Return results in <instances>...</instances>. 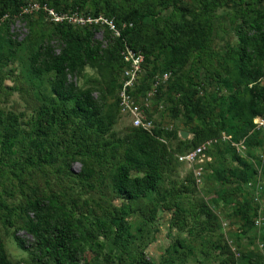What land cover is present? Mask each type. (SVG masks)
Wrapping results in <instances>:
<instances>
[{
  "label": "trees",
  "instance_id": "16d2710c",
  "mask_svg": "<svg viewBox=\"0 0 264 264\" xmlns=\"http://www.w3.org/2000/svg\"><path fill=\"white\" fill-rule=\"evenodd\" d=\"M32 1L57 12L102 14L112 17L118 26L122 23H131V26L123 28L119 37L103 28L107 42L102 46L103 41L94 37L99 26L53 22L44 10L38 12L40 20L52 28L46 36L38 38V45L34 44L28 50L27 71L38 85L40 78L47 79L50 95L44 94L40 98V89L37 91L39 103L27 128L21 126L16 114L0 109V177L10 176L13 187L23 195L22 201L9 203L7 197H14L12 185L10 189L1 182L0 216L3 224L9 226L11 216H17L22 220L20 228L31 235L28 244L14 235L18 247L27 252L28 264H82L87 247L100 257L92 264H112L114 256L118 264H155L146 260L142 252L125 254L131 246V233L124 206L114 215H111L113 212L98 215L84 209L87 200L78 205V201L68 198L64 190L46 191L38 184L30 185L28 179L49 168L64 176L62 179L71 190L84 191L95 188L93 179L108 180L115 198L125 204L131 203L158 190L164 173L170 172L174 163L183 162L176 155L213 138L217 142L206 150L210 159L191 166L186 183L173 185L168 197L163 195L160 199L162 210L172 211L170 226L182 227L189 218L187 214L192 212L181 206L178 196L198 190L199 183L194 174L196 166L202 167L201 181L207 174V177L214 176L217 184L232 182L237 190L244 191L242 201L237 202L232 212L244 233L256 227L258 214L262 215L261 226H264V209L260 211L259 201L254 200L257 185L255 183L252 189L250 181L253 176L264 175V157L259 159L261 165L257 169L245 156L252 157L249 150L252 140L264 137L253 123L256 116H264V16L251 18L250 15L262 0H233L237 9L231 20H240L235 30V55L230 63L227 56H218L217 62L222 60L220 66L224 75L221 76V70H215V74L208 71L209 79L228 89L227 94L226 91L221 93L219 88L206 93L205 83L194 84L189 71L176 74L189 61L191 65L193 61L212 62L213 11L228 0H119L117 5L108 0H0V16L10 15L0 26V48L6 57L14 55L20 45L11 38L9 22L13 16L17 17L20 5ZM86 2L89 3L88 10L83 9ZM165 9H170L169 13L160 17ZM30 15L33 14L20 17ZM186 15L191 16L189 21L185 19ZM157 24L159 28L153 34L149 33ZM125 43L142 52L144 57L143 73L134 89L136 97L142 99L153 82L158 81L153 101L157 104L163 101L161 95H165L166 101L171 103L168 109L172 115L177 117L180 113L185 117L184 130L192 134L191 137L182 138L180 130L163 128L155 123L151 133L131 124L123 135L112 130L117 114L123 115L118 106L120 75L117 78L115 74H120L125 66L121 55ZM155 48L164 54L160 65L156 62V53L153 54ZM148 63H152L151 68L146 67ZM86 64L103 66L111 75V80L106 82L111 100L104 94L95 97L91 88H78L75 76ZM165 72L170 75L162 81ZM172 73L176 77L171 80ZM145 112L152 119L148 107ZM223 131L234 141L245 136V151L237 152L230 141L221 140ZM119 148H122V155L116 158ZM74 161L81 162L78 172L71 168ZM227 161L231 165H227ZM258 186L259 198L262 192L260 199L264 203V184ZM222 193L220 188L218 200L213 199V202L219 201ZM195 205L196 210L192 212L195 227L212 237L214 230L220 228L217 214L203 199H198ZM159 210V207L154 208L150 213ZM99 236L105 240L100 241ZM261 240L264 241V233ZM176 244L184 246L181 239H177ZM209 246L225 256L224 264H239L246 257L243 254L241 260L236 259L222 232L215 240L208 241L206 249ZM173 250L177 252L178 247L173 246ZM177 257L168 254L158 264H177ZM0 264H18L9 258L1 235ZM256 264H264V258Z\"/></svg>",
  "mask_w": 264,
  "mask_h": 264
},
{
  "label": "rangeland",
  "instance_id": "374dc122",
  "mask_svg": "<svg viewBox=\"0 0 264 264\" xmlns=\"http://www.w3.org/2000/svg\"><path fill=\"white\" fill-rule=\"evenodd\" d=\"M70 1V0H69ZM114 5L119 4V0H108ZM187 2L189 0H183ZM259 2V1H258ZM257 2H255V5ZM89 3L86 2L83 5V9H89ZM237 7L233 0H228L221 5H218L213 11V22L214 30L212 33V62L207 61H193L191 65L190 61L186 63L183 69L176 75H182L189 71L192 75V82L195 83H205L204 91L206 93H213L218 89L222 93L226 94L228 89L222 85L210 80L209 70H212L215 74V70L219 72L221 70V76L225 74L224 69L220 66L222 60L217 62L218 56L223 58L228 57V63L233 59L235 55L236 45V27L240 22L239 18L231 20ZM170 9H165L162 11L160 17H164L169 13ZM251 18L263 17L264 16V0L256 5L255 11L250 14ZM191 16H185L187 21L190 20ZM14 19L9 22V32H11L12 40L19 42L20 45L17 46L14 55H9L6 57L3 54V50L0 48V109L4 111H9L16 114L19 117V121L23 128H27L26 125L32 117L34 108L38 105L37 91L40 89V98L44 95H50L49 85L46 78H40V84L38 85L36 81L30 79L28 75V55L32 46L38 45L39 37L42 38L46 36L48 32L51 31L52 26L48 23L42 22L40 20V15L38 13L30 15L29 17L22 18L20 16L14 17ZM158 24L153 25L150 29L152 33L159 28ZM100 29V28H99ZM94 31V37L96 39L102 40V46L106 44L104 38L105 32L100 30ZM113 36V35H112ZM36 38V39H35ZM35 39V40H34ZM54 44V42H52ZM226 45V47H224ZM56 51L58 48L55 47ZM162 51L155 48L153 54L156 53L158 60L156 61L159 65L163 60L164 54ZM152 54V55H153ZM152 58V57H151ZM152 63L147 64V68H151ZM207 66H212L208 67ZM116 73L115 76L119 78ZM174 73L171 75V80L176 77ZM233 76V75H232ZM111 80V75L107 74L104 67H100L94 64H86L75 76V81L80 90H85L87 88L93 89V95L95 97L100 94H104L108 100H111L110 93L107 90V81ZM34 81V82H33ZM170 81V80H169ZM209 84V85H207ZM224 94V95H226ZM153 97L148 101V111L152 115V119L156 126L161 125L163 128L168 129H178L184 130L185 117L182 114H178L177 117L172 115L171 111L168 109L170 102L166 101V96L161 95V102L157 104L153 101ZM117 120L112 126V130L116 131L120 135H123L125 129L130 127V118L125 115L117 114ZM179 132V134H180ZM187 137H191L188 131ZM186 138V137H185ZM252 157L247 159L253 162L255 168H259L261 165L259 154L264 151V137H258V139L252 140L249 147ZM122 155V148L117 149L115 157L120 158ZM177 156V155H176ZM227 165H231L229 161L226 162ZM190 165L184 162L174 163V168L170 172L164 173L163 180L159 183V188L156 191L149 192L148 195L138 201L131 203L120 202L115 198V194L110 190V184L108 180L93 179V184L95 188L93 190H86L75 188L71 190L68 186L66 180L62 179L64 176H60L55 171L46 168L36 177L29 178L28 183L30 185L38 184L40 187L46 191L64 190L68 198L76 199L78 205H82V202L87 200V206L85 210H92L91 213H96L102 215L105 213L113 212L114 215L120 208L124 206L126 212V218L129 219L130 223V241L131 246L127 249L125 254L134 255L137 252H142L146 260L152 261L155 264L161 262L164 256L172 254L177 257V264H224L222 259L225 257L218 250L206 249L209 240H215L219 233H223V238L231 245L232 251L235 252V257L241 260L244 254V260L239 264H251L260 263V260L264 258V241L261 240V236L264 233V226H253L245 233L240 227V222L238 219L234 218L232 214L233 210L237 206V202L242 201V193L244 191L237 190L235 183L228 182L225 184H217L216 178L214 176L207 177L204 176L203 180L200 181L197 186L198 190L194 193L181 194L178 196V201L181 206L186 209H190L192 212L196 210V202L199 199H203L208 206L214 209L218 216V224L220 228L214 230L212 237L202 232L198 227H195V221L192 217L193 214L190 212L188 215L187 223L180 228L170 226L169 221H171L172 211L162 210L160 206V199L163 195L168 194L169 189L173 185L178 183H186L185 178L187 173L190 172ZM71 168L74 172H78L81 169V162L74 161L71 163ZM9 176V175H8ZM206 177V178H205ZM14 181V180H13ZM250 181L253 186L258 184H264V175L259 174L258 177H252ZM256 181V182H254ZM6 184L11 189L10 176L0 177V183ZM16 182V181H15ZM255 185V186H256ZM254 186V187H255ZM79 187V186H78ZM223 189L221 198L218 200V190ZM2 187L0 185V191ZM12 191L14 192L13 198H8L9 203H18L22 201L23 195L19 193L17 188L12 185ZM220 193V192H219ZM251 196V195H250ZM262 196V192L260 198ZM168 197V196H167ZM251 198V197H249ZM259 198V200H261ZM264 198V192L263 197ZM251 205H253L251 199ZM159 211L155 214L150 212L154 208H158ZM83 209V210H84ZM114 209V211H112ZM2 212V210H0ZM12 224L9 226L2 222L0 216V235L3 240L4 248L9 256V258L18 264H28L27 252L18 247L16 241L14 240V235L22 238L26 244H28L32 237L25 230L20 228L22 220L17 216H11ZM191 229V232L188 230ZM177 239H181L184 242L183 247H179L176 244ZM99 240H105L99 236ZM262 244V245H260ZM106 249L109 248V243L106 241ZM105 245V246H106ZM173 246L178 247V251L174 252ZM111 247V246H110ZM128 255H125V257ZM250 257V262H248V257ZM97 258L94 250L87 247L86 251L83 253L82 264H92ZM127 261H130L126 257ZM181 259V260H180ZM117 257L114 256L112 264L115 263Z\"/></svg>",
  "mask_w": 264,
  "mask_h": 264
},
{
  "label": "built area",
  "instance_id": "2783aa9c",
  "mask_svg": "<svg viewBox=\"0 0 264 264\" xmlns=\"http://www.w3.org/2000/svg\"><path fill=\"white\" fill-rule=\"evenodd\" d=\"M46 12L47 17L53 22H62L68 21L74 24L84 25H96L103 31V28H106L113 33L114 36L119 37L121 35V30L126 26H131V23H122L118 26L112 17H107L105 15L99 14L92 16L89 14H83L75 11L67 12H57L47 5H42L40 2L32 1L27 4L20 5L16 16H23L27 14H35L40 10ZM9 14L5 13L0 16V26L2 23L9 18ZM99 29V30H100ZM123 61L125 66L120 73V87L118 90V106L121 114L126 115L130 118L131 125L134 127H141L144 130L151 133L154 129V122L152 119H149L146 115L145 108L148 106V101L154 97L156 93V84L158 81L153 82L151 89L146 91L145 95L142 96V99H139L134 94V89L139 82L140 76L143 73V61L144 57L142 52L135 50L129 47L125 43L124 48L121 51ZM170 72H165L162 75V81L168 79ZM254 128L260 130L264 133V116H256L253 119ZM220 139L223 141H230V144L236 149L237 152L242 153L245 151V136L237 141L231 139L230 135L225 131L221 132ZM215 142L216 138L208 139L203 143L199 144L195 148L186 151L183 154H178L177 158L179 161H183L190 166L194 164H202L205 161H208L210 157L207 156L206 150L210 148ZM260 159L264 157V153L259 155ZM202 167L196 166L194 168V174L196 176V181L200 183L201 181ZM255 201L260 203V211L264 209V203L259 200V186H256L255 192ZM262 224V215L258 214V217L255 220V225L260 226ZM262 245V244H260Z\"/></svg>",
  "mask_w": 264,
  "mask_h": 264
},
{
  "label": "water",
  "instance_id": "95a60500",
  "mask_svg": "<svg viewBox=\"0 0 264 264\" xmlns=\"http://www.w3.org/2000/svg\"><path fill=\"white\" fill-rule=\"evenodd\" d=\"M187 135H188V133H187L186 131H181V132H180V136H181L182 138L187 137Z\"/></svg>",
  "mask_w": 264,
  "mask_h": 264
}]
</instances>
